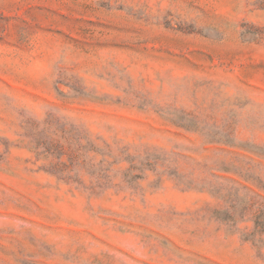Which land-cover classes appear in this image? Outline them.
<instances>
[{
    "label": "rangeland",
    "instance_id": "374dc122",
    "mask_svg": "<svg viewBox=\"0 0 264 264\" xmlns=\"http://www.w3.org/2000/svg\"><path fill=\"white\" fill-rule=\"evenodd\" d=\"M0 264H264V0H0Z\"/></svg>",
    "mask_w": 264,
    "mask_h": 264
}]
</instances>
